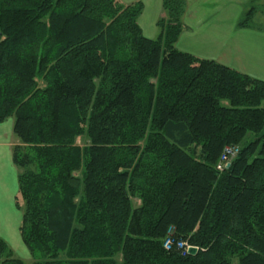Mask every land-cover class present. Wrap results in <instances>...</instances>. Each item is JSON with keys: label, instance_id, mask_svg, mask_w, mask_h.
Returning a JSON list of instances; mask_svg holds the SVG:
<instances>
[{"label": "trees", "instance_id": "1", "mask_svg": "<svg viewBox=\"0 0 264 264\" xmlns=\"http://www.w3.org/2000/svg\"><path fill=\"white\" fill-rule=\"evenodd\" d=\"M161 6L148 38L140 1L0 0L28 264H264V80L177 49L186 1ZM0 264L27 263L0 237Z\"/></svg>", "mask_w": 264, "mask_h": 264}, {"label": "crops", "instance_id": "2", "mask_svg": "<svg viewBox=\"0 0 264 264\" xmlns=\"http://www.w3.org/2000/svg\"><path fill=\"white\" fill-rule=\"evenodd\" d=\"M120 1L124 5L141 1L143 11L138 25L144 36L157 37L156 21L163 16L162 0ZM185 1L183 23L186 29L176 42L177 49L196 57L216 60L264 80V24L237 27L249 0ZM12 126L13 118L0 122V237L13 248V242L16 246L21 245L25 252L19 233L21 211L15 205L18 169L12 161V146L16 141Z\"/></svg>", "mask_w": 264, "mask_h": 264}, {"label": "rangeland", "instance_id": "3", "mask_svg": "<svg viewBox=\"0 0 264 264\" xmlns=\"http://www.w3.org/2000/svg\"><path fill=\"white\" fill-rule=\"evenodd\" d=\"M141 2V1H140ZM262 4L264 3V0H261L260 2H258V4ZM255 4V3H254ZM262 14L264 13H261V11H259L256 15V17L253 19V24H258V25H261V24H264V16H262ZM261 23V24H260ZM262 106H264V103H262ZM9 118H12V117H9ZM7 118V119H9ZM6 119V120H7ZM17 141H15L14 144H16ZM76 143L79 144L80 146H84L87 144V139L84 137V135H82V137H78L77 140H76ZM13 147V146H12ZM78 175V174H77ZM134 204H137V201H133ZM21 237V236H20ZM5 241V240H4ZM6 242V241H5ZM21 242H22V239H21ZM7 243V242H6ZM8 246L10 247V249L12 250L13 254L18 257V258H21L24 262H26L27 264L28 263H31L32 261V258L30 256V253H29V250L27 249L26 246H23L25 252L22 251V247L21 245L19 246H16L15 243L13 242V245H14V248L9 244L7 243ZM25 245V244H23ZM28 252V253H27ZM115 259L117 261H120V255L117 254L115 255Z\"/></svg>", "mask_w": 264, "mask_h": 264}, {"label": "built area", "instance_id": "4", "mask_svg": "<svg viewBox=\"0 0 264 264\" xmlns=\"http://www.w3.org/2000/svg\"><path fill=\"white\" fill-rule=\"evenodd\" d=\"M237 152V148L236 147H229V148H225L222 155L220 156V159L216 165V169L217 170H223L225 168H228L230 165V160L231 158H233L235 156ZM165 249H170L171 246V240L170 239H166L164 244H163ZM175 247L179 250L185 248V251L187 252V250L190 247H194V246H188L185 243L181 242V241H177L175 243Z\"/></svg>", "mask_w": 264, "mask_h": 264}, {"label": "water", "instance_id": "5", "mask_svg": "<svg viewBox=\"0 0 264 264\" xmlns=\"http://www.w3.org/2000/svg\"><path fill=\"white\" fill-rule=\"evenodd\" d=\"M196 252H197V248L196 247H190L187 250V253H189V254H195Z\"/></svg>", "mask_w": 264, "mask_h": 264}]
</instances>
